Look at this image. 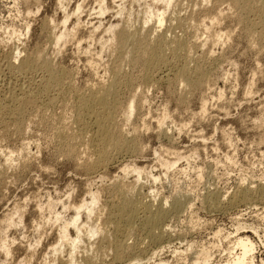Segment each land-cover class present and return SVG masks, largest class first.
<instances>
[{"label": "rangeland", "instance_id": "rangeland-1", "mask_svg": "<svg viewBox=\"0 0 264 264\" xmlns=\"http://www.w3.org/2000/svg\"><path fill=\"white\" fill-rule=\"evenodd\" d=\"M40 1L41 4L37 12L32 11L31 13L27 11L23 0H0L1 63L6 62L16 50L20 51V54L23 53L19 58L21 60V58H25V54L27 56L37 49L39 54L42 53V57L49 58L55 67L62 68V71L64 69L63 72L68 75L64 79L65 83L63 82L61 86L59 84L61 88L59 86L51 87L49 92L43 93L45 97L40 94L38 99L34 98L35 100L33 99L26 107L27 110L22 112L21 117L14 118L9 114H5V116L3 114L0 117L5 118L3 123L0 121V264H42L43 262L69 264L68 256L73 257L74 264H79L78 260L83 255V249L90 248L89 244L92 247L99 245L97 237L89 241H82L80 247L74 252L70 245L63 243L56 246L58 250L62 246V252H54L56 233L60 230L62 223L74 215L72 204L83 200L88 201L89 192L100 193L102 201L96 206L90 219L84 210L80 212L79 223L80 225L86 224L84 229L87 230L96 216L100 217L101 221L109 219L106 217H110V215L115 216V214H111L112 209L105 205L104 201L108 199L114 201L115 199L114 202H118L119 198L113 191L114 184H117L115 182L135 180L134 174H125L122 171L124 166L130 168L136 166L143 170L144 174L138 181L139 184L137 183L138 192L137 190L134 192V194L136 193L134 197L139 196L136 200L151 205L152 210L163 207L166 212L165 220L162 221L160 239L152 240L144 231L136 229L137 226L135 231L128 235L125 234L123 226L121 228V223L118 224L121 234L120 230L113 232L115 229L112 226H107L109 227L110 244L107 246L100 244L99 246H102L103 249L99 246L97 247L99 249H95V251L97 250L95 254L98 256H96L97 260L94 258L96 260L94 263L128 264V257L136 253L139 256L142 255L140 264H152L160 261L163 264H186V262L188 264L193 253L205 249L209 251L211 259L207 264H225L240 252L238 248L230 252L234 239L248 237L254 245L255 264H264V42L260 44L257 39V33L263 32L264 29L260 25L258 27L255 25L258 23V16L255 12L247 13L248 16L247 14L243 15L245 19L238 21L235 20V17L237 18L239 15L238 10L228 6L230 4L226 0H221L224 1L223 3L219 0L207 2L204 0H181V2L176 0L175 3L179 4L174 3L170 6L163 25L158 28L153 20L142 27L144 17L142 13L148 5L153 6L151 0H104L106 12L103 15L98 14L95 0H63V10L58 4V0ZM76 4H80L81 9L76 14V18L73 16L68 19L65 26L69 31L72 29L71 32L78 33L75 35V41L71 40L65 45L61 42L58 45L52 44L48 38L62 30L63 12L70 14L75 10ZM119 6L124 10L121 14H118ZM155 7L161 9V4H157ZM213 9L222 11L220 13L223 17L222 21L219 20V24L208 21L210 20L208 15ZM177 15L186 23L181 22L179 26L174 24L176 22L173 17H177ZM75 19L78 20L79 25H82L79 32L74 28ZM189 19L190 21H186ZM249 21L250 23H248ZM240 22L242 23L239 24ZM199 23L200 25H198ZM211 23L216 26H211ZM251 24L253 25L250 26ZM125 25L132 26L130 27L132 30L138 28L137 35L145 34L148 38L152 36L151 39L157 38V35L164 36V33L166 38H172L173 35H175L174 37L184 35L186 40L191 35L187 42H192L193 45L190 44L193 46L191 48L193 51L187 53L191 55L185 54L188 61L181 54L176 57L166 53L167 58L165 57L163 65L165 64L164 66H167L168 69L166 67L165 69L162 64L144 68L141 65L140 56L135 59H138V65L128 62H123L122 65L117 61L119 54L116 52V47L110 46V33L107 32V29L113 26L117 31ZM167 27L172 30H168ZM204 27H208V29L205 28V31L208 32L202 31ZM139 28L140 30H143L141 28H145V31L149 30L148 32L142 31L144 34H140ZM249 28L252 31H249ZM82 29L84 30L82 31ZM227 32L232 36L226 38L224 35L220 43H211L212 35L227 34ZM251 33L252 35H250ZM194 36L197 38L194 39ZM249 37L256 41L250 40ZM196 39L199 41L195 42ZM194 45L196 46L194 47ZM112 51L115 52L112 54ZM114 55L118 57L116 58ZM189 58L194 61L190 59L191 62ZM19 59L17 62L20 61ZM186 62H190V65ZM117 64H119L118 66L122 65L119 69L120 76L118 75L121 82V86L119 84L121 89L118 90L120 101L125 103L131 95L143 100L141 106L137 108L136 113H133L130 121L122 130L123 133L127 131V137L132 138L138 147L135 148L137 150H132L134 153L132 151L121 153L122 157L117 153V155L112 154L113 157L108 158L109 162L106 163V166L88 171L83 169L85 167H82V163H85L86 158L92 154L89 144L93 142L91 140L93 129L81 134L80 126L74 118L77 104L75 99L79 95H88V91L93 92L101 84L103 86L102 82L104 81L106 84L109 81L106 80L112 74L113 67ZM183 64L188 65L192 73L198 64H200L199 67L201 66L199 69H204L203 72L206 76L201 87L197 86L190 90L178 82L177 76L174 75H176L177 69L183 67ZM15 73L8 75L11 78H7L6 75L2 79L4 82L2 80L0 82L3 99L5 97L8 100L7 96L16 92L20 85H25L26 89L28 85L38 89V79L45 75L43 70H38L36 73L31 72V74L29 72L26 77L31 78V81L25 77L21 78ZM32 75L36 80L32 79ZM189 76L193 78L196 75L190 74ZM159 78L160 80H158ZM28 81L32 83L29 84ZM36 88L30 90L35 92ZM9 90L12 92L10 93ZM115 120L117 122L115 123L120 127L122 116L115 115ZM63 129L64 131H62ZM58 131L61 133L66 131L67 135L74 134L73 137H77L76 142H79L74 146L76 148H74L73 158L70 159L64 155V143L61 144L64 139L59 138ZM110 154L109 156H111ZM160 156L168 157L170 160L174 159L176 162H172L169 170L165 171V167L160 166ZM154 177L157 179L155 180ZM245 188L251 191V198L249 197L247 201L237 202L239 205L235 203L233 206H229L227 202L230 195L238 189ZM209 193L221 195V209H216L218 211L208 208L209 202L204 199L209 197ZM136 200L133 204L137 202ZM173 201L178 202V206L174 207ZM205 201L207 204L203 203ZM15 210H18V213H23L22 217L20 214H16ZM54 214H60L61 219L58 222L54 220ZM138 214L139 217L143 216L141 212ZM6 215L9 218L12 217V222L15 225L10 226L4 222L7 218ZM110 219L114 218L110 217ZM68 234L72 238L76 236L72 228H69ZM85 234L86 232H84ZM120 240L126 244L124 250L122 248L114 250L117 247L114 244ZM3 241L11 250L8 257H5L3 250L1 251ZM111 245L115 247H111ZM105 246L106 250H104ZM188 246H190V250H188ZM113 252H120L118 260L114 257ZM29 253H32L33 256L28 263L25 262V256ZM56 255H58L57 259L54 260ZM121 255L123 256L121 257Z\"/></svg>", "mask_w": 264, "mask_h": 264}, {"label": "bare ground", "instance_id": "bare-ground-1", "mask_svg": "<svg viewBox=\"0 0 264 264\" xmlns=\"http://www.w3.org/2000/svg\"><path fill=\"white\" fill-rule=\"evenodd\" d=\"M24 1V5L27 6V11L31 12H37L38 10V7L39 5L41 4L40 0H23ZM90 1V0H89ZM97 3V12L98 14L100 15H103L105 12H106V7L104 5V0H95ZM153 3H152V7L148 5V7L145 9L144 13H142V15L144 16L143 17V20H142V27L147 25L149 22H151L152 20L154 21V23L157 25L158 28H160L164 21H165V15H166V12L167 10L170 8L171 5H173L176 0H151ZM179 1V0H178ZM204 1H210V0H204ZM221 1V0H219ZM225 1V0H224ZM223 1V2H224ZM228 1L227 3H229L230 5L228 6H231L232 8H235L236 10H238L239 12V15L237 16V18L235 17V20H238V21H242L245 19V17H243V15L247 14V13H250V12H255V14L258 16V25L255 24L257 27L260 25L263 29H264V0H226ZM58 4L60 5L61 9L63 10V0H58L57 1ZM83 2V1H82ZM181 2V0H180ZM187 2V1H186ZM217 2V1H216ZM222 2V1H221ZM222 2V3H223ZM209 3V2H208ZM157 4H161V9H158L155 7V5ZM175 4H179V3H175ZM224 5V4H223ZM25 6V7H26ZM216 6V5H215ZM214 6V7H215ZM219 6V5H218ZM120 7V6H119ZM189 8V7H188ZM60 9V10H61ZM81 9V6L80 4H76V7H75V10L72 11L70 14H66L64 13L63 11V20L61 22V26H62V30L56 34V35H50V37L48 39H50L51 43L52 44H55V45H58L60 42L63 43L64 45L67 43H69L71 40L73 41L74 39H76V36L77 34H75L76 32L74 31L76 29V31H80L79 29H81V26L82 25H79L80 23H78V20L74 21L76 22L75 23V29L73 30L75 33L69 31L65 26H66V23L68 21V19L70 17H75L76 18V14H78V12L80 11ZM194 9V8H193ZM218 9V8H217ZM217 9H213L211 10L210 14L208 15V20L209 23L212 22V23H217L219 24V20L221 19L222 21V11H218ZM229 9V8H228ZM233 10V9H232ZM59 11V10H58ZM123 9L122 7H120L118 9V14H121L123 13ZM191 11V10H190ZM225 12V11H224ZM171 13V12H170ZM191 13V12H190ZM198 13V12H197ZM209 13V11H208ZM186 14V13H185ZM207 15V14H206ZM226 15V14H225ZM224 15V16H225ZM249 14H247L248 16ZM254 15V14H252ZM256 16V17H257ZM169 17V16H168ZM172 17V16H171ZM207 17V16H205ZM255 17V18H256ZM188 19V18H187ZM195 19V18H194ZM202 19V18H201ZM200 19V20H201ZM205 19V18H204ZM207 19V18H206ZM205 19V20H206ZM46 20V19H45ZM173 20L174 24H178V26L180 25V23L184 22L186 23L185 21H183L182 19H179V16L177 15V17H173ZM199 20V21H200ZM225 20V19H224ZM186 21H190L189 20H186ZM204 21V20H203ZM230 21V20H229ZM237 21V22H238ZM171 22V21H170ZM196 22V21H195ZM46 23V22H45ZM44 23V24H45ZM138 23V22H137ZM194 22H192L193 24ZM197 23V22H196ZM211 23V24H212ZM228 23V22H226ZM242 22H240L239 24H241ZM250 23V21L248 22ZM253 23V22H252ZM43 24V25H44ZM125 24V23H124ZM127 24V23H126ZM154 24V26L156 27V25ZM172 24V23H171ZM195 24V23H194ZM203 24V23H202ZM201 24V25H202ZM225 24V23H224ZM232 24V23H231ZM238 24V23H237ZM184 25V24H183ZM200 25V23L198 24ZM215 24H212L211 26H214ZM227 25V24H226ZM253 24H251L250 26H252ZM254 25V27H255ZM46 26V25H44ZM53 26V25H52ZM85 26V25H84ZM139 26V25H138ZM174 26V25H173ZM171 26V27H173ZM177 26V25H176ZM204 26V25H203ZM216 26V25H215ZM220 26V25H219ZM58 27V25H57ZM113 27V26H112ZM111 26L107 29V32L110 33V42H111V45L110 46H115L116 47V52L119 54V61L118 63H123V62H128V63H132V65L134 64H137L138 65V59H136L137 56H140L141 59H142V63L141 65L144 66V68H149L150 66H154V64H162L165 63L164 60H165V57L167 58V56L165 55L166 53L172 55V56H176L178 57L179 54L183 55L182 57L185 58V54H187L188 52L190 51H193V49H191L193 46H191L192 42H187L188 39L191 38V35H190V38H187L184 39V35H178V37H174L175 35H173L172 38H169L167 37L166 38V34L164 33L163 35L164 36H159L157 35V38L156 39H151V37H146L144 33H142V31H145L144 29L145 28H141L143 30H140L139 28V32L140 34H144L142 36L140 35H137L138 33V28H133V30L130 28L132 26H123L122 28H120V30H114V27L112 28ZM152 27V26H151ZM170 27V26H169ZM169 27H167L168 30H172V28L169 29ZM194 27V26H193ZM198 27V26H197ZM208 27H210V25H208ZM208 27H204V29L202 31H204V33H206L205 31V28L208 29ZM240 27V26H239ZM50 28V27H49ZM94 28V27H93ZM191 28H192V25H191ZM201 28V27H200ZM226 28V26H225ZM251 28V27H250ZM249 28V31L252 29ZM253 28V27H252ZM136 29V30H135ZM152 29V28H151ZM154 29V28H153ZM157 29V28H155ZM176 29V28H175ZM198 29V28H196ZM202 29V28H201ZM210 29V28H209ZM235 29V28H234ZM248 29V28H247ZM256 29V27H255ZM56 30V29H55ZM84 29H82L83 31ZM95 30H97L95 28ZM149 30V29H148ZM145 31V32H148ZM174 30V29H173ZM182 30V29H181ZM212 30V29H211ZM227 30V29H225ZM231 30V29H230ZM237 30V29H236ZM254 30V29H253ZM92 31V30H91ZM185 31V30H183ZM51 32V31H50ZM56 32V31H55ZM87 32V31H86ZM95 32V31H94ZM151 32V31H149ZM166 32V31H165ZM168 32V31H167ZM208 32V31H207ZM226 32V31H225ZM255 33V30L253 31ZM252 32V33H253ZM88 33V32H87ZM96 33V32H95ZM157 33V32H156ZM173 33V32H172ZM196 33V32H195ZM203 33V34H204ZM211 33V32H210ZM234 33V32H233ZM252 33L250 35H252ZM52 34V33H51ZM149 34V33H148ZM147 34V35H148ZM153 34V33H152ZM169 34V33H168ZM171 34V33H170ZM175 34V33H174ZM256 34V33H255ZM257 39L260 41V44L262 42H264V31H260L259 33H257ZM16 35V34H15ZM48 35V34H47ZM150 35V34H149ZM224 35H226V38L230 35H228V32L227 34L226 33H217V34H214L212 35V37H210L211 39V43H220L221 39H223L222 37H224ZM249 35V34H248ZM14 36V35H13ZM45 36V35H44ZM181 36V37H179ZM204 36V35H203ZM232 36V35H231ZM255 36V35H254ZM15 37V36H14ZM78 37V36H77ZM93 37V36H92ZM159 37V38H158ZM193 37V36H192ZM195 37L197 38V36H194V39ZM252 37V36H251ZM8 38V37H7ZM46 38V37H45ZM169 38V39H168ZM186 38V37H185ZM201 38V37H200ZM43 39V38H42ZM81 39V38H80ZM79 39V40H80ZM193 39V38H192ZM206 39V38H205ZM209 39V40H210ZM250 39V37H249ZM252 39V38H251ZM250 39V40H251ZM228 40V39H227ZM253 41L256 39H252ZM5 41V40H4ZM48 41V40H47ZM75 41V40H74ZM189 41V40H188ZM195 42L197 41L194 40ZM199 41V39H198ZM197 41V42H198ZM207 41V40H206ZM248 41V40H247ZM209 42V41H208ZM75 43V42H74ZM200 43V42H199ZM206 43V42H205ZM210 43V42H209ZM255 43V42H254ZM49 44V43H47ZM62 44V45H63ZM110 44V43H109ZM204 44V41L202 42V46ZM253 44V43H252ZM256 44V43H255ZM259 44V45H260ZM63 45V46H64ZM70 45V44H69ZM193 45V44H192ZM197 45V44H196ZM194 45V47L196 46ZM211 45V44H210ZM213 45V44H212ZM251 45V44H250ZM74 46V45H73ZM198 46V45H197ZM200 46V45H199ZM201 46V48H202ZM207 46V45H206ZM31 47V46H30ZM29 47V48H30ZM39 47V46H38ZM77 47V46H76ZM221 47V46H220ZM53 49V48H52ZM63 49V48H62ZM45 50V49H44ZM60 50V49H59ZM58 50V51H59ZM111 50V49H110ZM109 50V51H110ZM115 50V49H114ZM31 51V50H30ZM42 51V50H41ZM56 51V50H55ZM61 51V50H60ZM212 51V50H211ZM45 52V51H44ZM115 51H112V54L114 53ZM252 52V51H251ZM11 53V52H10ZM27 53V52H26ZM54 53V52H53ZM117 53H115V55H117ZM21 54H23L21 52ZM20 51L16 50L14 52V54L12 53V55H10V58L8 60H6V62L4 63H1L0 61V82H2L3 78L7 75H11L13 74V72H16L21 78L22 77H25L27 78L28 80H31V78H28L26 77L27 74H31V72H35L36 71H40V70H43L45 73V75L41 76L39 79H38V83L36 82V84H38V89L35 90V92H33V90L35 89L34 87H32L31 85L27 86L28 88L26 89L25 85H17L19 86V88L16 90V92H12V90L10 91V96H7L9 97L8 100L4 99L1 97V91H0V117L1 115L5 116V114H9L11 115L12 117L14 118H17V116L21 117V114L22 112L26 109L27 106H29V104L33 101L34 98H37L38 95L42 94L43 93H46V92H49V89L51 87H55V86H61V84L66 81L64 80L68 75H66L67 73L63 72L62 71V68H58V67H55V65L51 62V60L49 58H46L44 55V57H42V53L39 54V50H33L32 52H30L27 56L25 54V58H21V60L19 59L20 58ZM110 54V53H109ZM111 54V56H112ZM135 54H137L135 56ZM190 54V53H189ZM187 54V55H189ZM6 55V54H4ZM52 55V54H51ZM114 55V56H115ZM178 55V56H177ZM191 55V54H190ZM206 55V54H204ZM19 56V57H18ZM117 56V57H118ZM207 56V55H206ZM100 57V56H99ZM116 57V56H115ZM116 57V58H117ZM187 57V56H186ZM190 57V56H189ZM139 58V57H138ZM171 58V57H170ZM173 58V57H172ZM171 58V59H172ZM175 58V57H174ZM181 58V57H180ZM211 58V56H210ZM17 59H19L20 61L17 62ZM170 59V60H171ZM187 59L188 61V58H185ZM191 58H189L190 60ZM205 59V58H204ZM110 60V59H109ZM167 60V59H166ZM169 60V61H170ZM193 60V59H191ZM190 60V61H191ZM198 60V59H196ZM200 60V59H199ZM15 61H16V64H15ZM55 61V60H54ZM95 61V60H94ZM194 61V60H193ZM137 62V63H136ZM192 62V61H191ZM196 62H199V61H196ZM55 63V62H54ZM96 63V62H95ZM110 63V62H109ZM170 63V62H169ZM190 63V62H189ZM186 62V64H189ZM120 64V65H121ZM124 64V63H123ZM122 64V65H123ZM176 64V62H175ZM182 64V63H181ZM113 65V64H112ZM119 64H117L116 66L110 68V70L112 69V74L110 76V78H108L106 81V84L105 81L102 82L103 83V86L101 84V86H99L97 89H95L93 92H89L88 95H79L77 97V104H76V108H75V121L76 123H78V125L80 126V130H81V134L85 131H89V129H93V135L92 136V139L93 142L89 144V147L91 148L92 150V154L90 155V157L88 156L87 161L83 164L82 167H85L83 169H87L88 171L89 170H95L96 167H102V166H106V163L109 162L108 161V158L110 157V159L113 157L112 154H119V156H121L120 154L123 153V152H130L132 150H137L135 149L136 148V144L134 142V140L132 138H128L127 135H126V132L123 133V127L130 121V118L132 117L133 113L137 110L138 107L141 106V103H143L140 98H136L135 96L131 95L130 97H128V100L124 103L122 101H120V97H119V92L118 90H120V86H121V82L119 81V69H121L122 65L121 66H118ZM165 65V64H164ZM163 65V66H164ZM169 65V64H168ZM190 65V64H189ZM200 65V64H198ZM196 65V67H192L194 69L193 73L190 71L189 69V66L188 65H182L183 67H179L180 69H177L176 71V75H174L175 77L177 76L178 78V82L181 83L182 85H184L186 88L188 89H192L197 86L201 87L200 85L203 84V79H205V73L203 72L204 69H199L200 67ZM202 65V64H201ZM61 66V65H60ZM106 66V64H105ZM156 66V65H155ZM162 66V67H163ZM195 66V65H194ZM89 67V66H88ZM134 67V66H133ZM167 68V66H164V68ZM173 67V66H172ZM177 67V66H176ZM159 68V67H158ZM165 68V69H166ZM171 68V67H170ZM168 69V68H167ZM192 69V70H193ZM106 70V69H105ZM146 70V69H145ZM159 70V69H158ZM92 71V69H91ZM90 71V72H91ZM144 71V70H143ZM162 71V70H161ZM170 71L171 69L169 70V74H170ZM173 72V71H172ZM15 73V74H16ZM109 73V72H108ZM162 73V72H161ZM168 73V72H167ZM33 74V73H32ZM105 74V73H104ZM137 74V73H136ZM190 74H194L196 75L195 77L193 78H190ZM37 75V74H35ZM41 75V74H40ZM119 75V76H118ZM131 75V74H130ZM167 75V74H166ZM165 75V76H166ZM7 77V78H11V77ZM33 76V75H32ZM128 76V75H127ZM145 76V75H144ZM153 76V75H152ZM257 76V75H256ZM13 77V75H12ZM70 77V76H69ZM171 77V76H170ZM174 77V78H175ZM192 77V76H191ZM20 78V79H21ZM35 77L33 76L32 79H34ZM128 78V77H127ZM153 78V77H152ZM168 78V77H167ZM176 78V79H177ZM259 78V77H258ZM6 79V78H5ZM74 79V78H73ZM91 79V78H90ZM145 79V78H143ZM166 79V78H165ZM2 80V81H1ZM36 80V78H35ZM141 80V79H140ZM150 80V79H148ZM160 80V78L158 79ZM167 80V79H166ZM260 80V79H258ZM24 81V80H23ZM32 81V80H31ZM31 81H28L30 82L29 84H31L32 82ZM34 81V80H33ZM156 81V80H155ZM208 81V80H207ZM4 82V81H3ZM69 82V81H68ZM100 82V81H99ZM134 82V81H133ZM150 82V81H149ZM19 83V82H18ZM23 83V82H22ZM65 83V82H64ZM72 83V82H71ZM90 83V82H88ZM93 83V82H92ZM171 83V82H170ZM2 84V83H1ZM8 84V83H7ZM17 84V83H16ZM26 84V83H25ZM35 84V83H34ZM68 84V83H67ZM78 84V83H77ZM87 84V83H86ZM91 84V83H90ZM94 84V83H93ZM120 84V86H119ZM160 84V83H159ZM33 85V84H32ZM97 85V84H96ZM148 85V84H147ZM155 85V84H154ZM1 86V85H0ZM25 88H24V87ZM34 86V85H33ZM59 86V88H61ZM92 86V85H91ZM94 86V85H93ZM3 87V86H2ZM10 87V86H9ZM29 87H31L29 89ZM72 87V86H71ZM79 87V86H78ZM90 87V86H89ZM88 87V88H89ZM119 87V88H118ZM198 87V88H199ZM206 87V85H205ZM67 88V87H66ZM71 89V88H70ZM77 89V88H76ZM178 89V88H177ZM201 89V88H200ZM2 90V89H1ZM90 90L91 87H90ZM66 91V90H65ZM64 91V93L66 94V92ZM72 91V90H71ZM54 92V91H53ZM59 92V91H58ZM76 92V91H75ZM85 90L83 91V94H84ZM129 92V91H128ZM186 92V91H185ZM73 93V92H72ZM78 93V92H76ZM81 93V91H80ZM87 93V92H86ZM181 93V92H180ZM191 93V92H190ZM57 94V93H56ZM68 94V93H67ZM79 94V93H78ZM126 94V93H125ZM182 94V93H181ZM8 95V94H7ZM41 95V96H42ZM48 95V93H47ZM51 95V94H50ZM40 96V97H41ZM44 96V95H43ZM64 96V95H63ZM67 96V95H66ZM76 96V95H75ZM74 96V97H75ZM39 97V98H40ZM45 97V96H44ZM72 97V96H71ZM190 97V96H189ZM47 98V97H46ZM68 98V96H67ZM38 99V98H37ZM36 99V100H37ZM65 99V98H64ZM69 99V98H68ZM145 99V98H144ZM189 99V98H187ZM35 100V99H34ZM55 101V100H54ZM68 101V100H67ZM71 101V100H70ZM73 101H74V98H73ZM37 102V101H36ZM50 102V101H49ZM53 102V101H52ZM58 102V101H57ZM35 103V102H34ZM48 103V102H47ZM62 103V102H61ZM69 103V102H68ZM123 103V104H122ZM71 104V103H70ZM74 104V102H73ZM34 105V104H33ZM204 108V106H203ZM27 110V109H26ZM39 110V109H38ZM47 110V109H46ZM50 110V109H49ZM48 110V111H49ZM204 110V109H203ZM202 110V111H203ZM139 111V110H138ZM198 111H200L198 109ZM26 112V111H25ZM37 112V111H36ZM120 112V113H118ZM205 112V111H204ZM24 113V112H23ZM71 113V112H70ZM74 113V111H73ZM136 113V112H135ZM197 113V112H196ZM203 113V112H202ZM201 113V114H202ZM225 113V112H224ZM64 114V112H63ZM72 114V113H71ZM117 114H120L122 116V123L120 125V127L118 126V124H116V120H115V115ZM226 114V113H225ZM8 115V116H9ZM23 115V114H22ZM2 116V118H3ZM7 116V115H6ZM7 116V117H8ZM30 116V115H29ZM28 116V117H29ZM34 116V115H33ZM69 116V115H68ZM135 116V115H134ZM133 116V117H134ZM196 116V115H195ZM117 117V116H116ZM119 117V115H118ZM197 117V116H196ZM0 118V121H2V123L5 121L4 119ZM55 118V117H54ZM68 118V117H67ZM140 118V117H139ZM7 119V118H6ZM10 119V117H9ZM8 119V121H9ZM35 119V117H34ZM61 119V118H60ZM73 119V118H72ZM13 120V119H12ZM53 120V119H52ZM57 120V119H56ZM65 120V119H64ZM139 120V119H138ZM19 121V119H18ZM71 121V120H70ZM69 121V122H70ZM38 122V121H36ZM58 122V121H57ZM68 122V123H69ZM74 122V121H73ZM116 122V123H115ZM17 123V122H16ZM20 123V122H19ZM44 123V122H43ZM76 123H74L75 125H77ZM160 123V122H159ZM5 124V123H4ZM22 124V123H21ZM20 124V125H21ZM34 124V123H33ZM40 124V123H39ZM32 125V124H31ZM43 125V124H42ZM55 125V124H54ZM74 125V126H75ZM158 125V124H157ZM4 126V125H2ZM16 126V125H15ZM18 126V124H17ZM41 126V125H40ZM51 126V125H50ZM60 126V125H59ZM118 126V127H117ZM132 126V125H131ZM5 127V126H4ZM13 127V126H12ZM54 127V126H53ZM56 127V125H55ZM61 127V126H60ZM77 127V126H76ZM7 128V127H6ZM20 129V128H19ZM60 129V128H59ZM79 129H78V132H79ZM256 129V128H255ZM3 130V129H2ZM28 130V129H27ZM58 130V129H57ZM258 130V129H257ZM15 131V130H14ZM30 131V130H29ZM60 131V130H59ZM58 131V132H59ZM64 131V129L62 130ZM67 131V130H66ZM66 131L61 133L59 132L58 133V136L59 138L61 139H64L62 141L61 144L64 145V155H66L68 158H73L74 156V147L75 144L79 141L76 142V138L77 137H73V135H67L66 134ZM125 131V130H124ZM134 131V130H133ZM168 131V130H167ZM3 132V131H2ZM57 132V131H56ZM74 132V131H73ZM76 132V130H75ZM74 132V133H75ZM160 132V131H159ZM256 132V130H255ZM10 133V132H9ZM80 133V132H79ZM86 133V132H85ZM84 133V134H85ZM4 134V133H3ZM70 134V132H69ZM90 134V133H89ZM92 134V133H91ZM163 134V133H162ZM56 135V134H54ZM259 135V134H258ZM57 136V135H56ZM79 136V135H78ZM262 136V135H261ZM260 136V137H261ZM9 137V136H8ZM11 137V136H10ZM81 137V136H79ZM83 137V135H82ZM86 137V136H85ZM131 137V136H130ZM259 137V138H260ZM45 138V137H44ZM57 138V137H56ZM84 138V137H83ZM88 138V137H87ZM134 138V137H133ZM264 138V136H263ZM131 139V140H130ZM59 140V139H58ZM82 140V139H81ZM80 140V141H81ZM84 140V139H83ZM89 140V139H88ZM90 140V142H91ZM60 142V141H59ZM74 142V144H73ZM23 143V142H22ZM51 143V142H50ZM88 143V142H87ZM28 144V143H27ZM78 144V143H77ZM60 146V144H59ZM62 146V145H61ZM84 147V145H83ZM138 147V146H137ZM28 148V147H27ZM86 149H89L86 147ZM139 149V148H138ZM25 151V150H23ZM60 151V150H59ZM78 151V150H77ZM22 152V151H21ZM79 152V151H78ZM88 152V151H87ZM90 152V151H89ZM112 152H115V153H112ZM134 153V151H132ZM162 152V151H161ZM111 153V154H110ZM117 153V154H116ZM14 154V153H13ZM56 154V153H55ZM77 154V153H76ZM109 154L111 156H109ZM161 154V153H160ZM165 154V153H164ZM173 154V153H172ZM179 154V153H178ZM63 155V154H62ZM78 155V154H77ZM89 155V154H88ZM131 155V154H130ZM166 155V154H165ZM170 155V154H169ZM177 155V154H175ZM11 156V155H10ZM65 156V157H66ZM138 156V155H137ZM162 156V155H161ZM160 156V157H161ZM171 156H174V155H171ZM78 157V156H77ZM86 157V156H85ZM122 157V156H121ZM166 157V156H165ZM170 157V156H169ZM181 157V156H180ZM6 158V157H5ZM76 158V156H75ZM174 158V157H173ZM23 159V157H22ZM63 159V158H62ZM77 159V158H76ZM172 159V158H171ZM35 160V159H34ZM159 163L161 164L160 166H163L165 167V171L166 170H169L172 162H176L173 160H170L168 159V157L166 158H162L161 159L159 158ZM176 160V159H175ZM7 161H9L7 159ZM78 161V160H77ZM76 161V162H77ZM81 161V160H80ZM26 164H29V163H26ZM75 164V163H74ZM78 164V162H77ZM21 165V164H20ZM159 165V164H158ZM1 166V165H0ZM33 166V165H32ZM4 167V166H3ZM15 167V166H14ZM24 167V166H23ZM110 167V166H109ZM161 167V168H163ZM26 168V167H25ZM24 168V169H25ZM77 168V167H76ZM2 170V169H1ZM18 171V170H17ZM122 171L125 173V174H134L135 175V180H132L130 182L128 181H122V182H115L117 183L116 185L114 184L113 186V191L115 192L116 196H118L117 198L118 199V202L115 203V199L114 201L113 200H107V201H104L105 202V205L109 206L111 209H112V213L111 214H115V216H112L110 215V217L114 218V219H110V217H106V218H109V219H103L104 221H101V218L96 216L93 218V220L91 221V224L90 226H88L87 230L84 229V226H86V224L84 225H80V212L82 210L85 211V213L87 214V216L89 217L90 219V216L93 215V213L95 212V209H96V206L99 205V203L102 201L101 200V194L100 193H88L89 194V198H88V201H81V202H78V203H75V204H72L73 205V210H74V215L72 216L71 219H69L68 221L62 223L63 225L60 227V230L56 233L57 237L55 239V242H54V246H53V251L54 252H57V251H60L62 252V246H60V250H58V248H56V246L60 243H63L64 245L68 244L70 245V247L72 248V252H74V250L78 249L80 247V244H82V241L86 240V241H89V240H92V238H96L98 239V243L99 245L100 244H103V246L106 244H110V241H109V238H108V234H109V227L107 226H112L113 229H115L113 232L117 231V230H120L123 226V230L125 232L126 235L130 234L131 232L133 233L135 231V228L137 226L136 229L139 228V230L141 231H144L146 233V235L148 237H150L152 240L154 241H158V239H160V235H161V226H162V221H164V216H165V210L163 209V207H160L159 209H156L155 210L153 209L152 210V206L149 205V204H145L144 202H141V201H137L136 199L139 197H134V192L135 190H137V183L138 181L142 178V175L144 174L143 173V170L139 167H136V166H132L131 168L128 167V166H124ZM100 172V171H99ZM87 173V171H86ZM116 173V172H115ZM107 174V173H106ZM110 174V173H109ZM114 174V173H113ZM84 175V174H83ZM82 175V176H83ZM88 175V174H87ZM112 175V174H111ZM102 177V176H101ZM105 177V176H104ZM3 178V177H2ZM97 179V178H96ZM107 179V178H106ZM119 179V178H118ZM154 179L156 180L157 178L154 177ZM102 180V179H101ZM111 180V179H110ZM93 181V180H92ZM97 181V180H96ZM118 181V180H117ZM82 182V181H81ZM90 182V181H89ZM101 182V181H100ZM4 183V182H3ZM8 183V182H7ZM83 183V182H82ZM139 184V183H138ZM9 185V184H8ZM88 185V184H87ZM6 186V185H5ZM109 186V185H108ZM3 188V187H1ZM207 190V189H206ZM112 191V190H111ZM112 191V192H113ZM113 192V193H114ZM138 192V190H137ZM214 192V191H213ZM232 192V191H231ZM254 192V191H253ZM210 194V193H209ZM208 196L209 197H206L204 200H208L209 204H208V208H211V210H216L218 208H220V203H221V195L219 196V194H216V193H212ZM251 194V191L247 188L245 189H238L236 192H234L232 195H230V197L228 198V202L227 204L229 206H233L235 203L237 204V202L239 201H247L249 199V197L251 198L250 196ZM115 196V195H114ZM112 197V196H111ZM133 197L135 198L134 201L136 200L137 202L135 204L134 201H133ZM1 198V197H0ZM112 199V198H111ZM186 199V198H185ZM174 200V199H173ZM203 200V201H204ZM177 201V200H176ZM179 201V200H178ZM162 202V201H161ZM202 202V201H201ZM255 202V201H254ZM173 203H175L173 201ZM187 203V202H186ZM205 204H207V202H203ZM224 203V202H223ZM246 204V203H245ZM259 204V203H258ZM103 205V204H102ZM153 205V204H152ZM175 205V206H174ZM174 207L178 206V202L175 203ZM181 205V204H180ZM223 205V204H222ZM239 205V203L237 204ZM18 206V205H16ZM154 206V205H153ZM161 206V205H160ZM171 206V207H172ZM204 206V205H203ZM236 206V205H235ZM248 206V205H247ZM170 207V208H171ZM184 207V206H183ZM206 207V205H205ZM19 208V207H18ZM17 208V209H18ZM226 208V207H225ZM110 209V210H111ZM175 209V208H174ZM177 209V208H176ZM221 209V208H220ZM231 209V208H230ZM14 210V209H13ZM20 210V209H19ZM22 210V209H21ZM100 210V209H99ZM207 210V209H206ZM16 211V210H15ZM218 211V210H216ZM20 212V211H19ZM138 212H141L142 213V217L140 215V217L138 216ZM176 212V211H175ZM215 212V211H214ZM224 212V211H223ZM209 213V212H208ZM221 213V212H220ZM11 214V213H10ZM16 214H20V216L22 217L23 213H18V210L16 211ZM22 214V215H21ZM107 214V213H106ZM206 214V213H205ZM12 215V214H11ZM98 215V214H97ZM7 216V215H6ZM17 217V215H14ZM211 216V214H210ZM209 216V218H210ZM21 217H20V220H21ZM139 217V218H138ZM12 217H8L5 218V221L4 222H7L10 226L11 225H15L13 221V219H11ZM166 218V217H165ZM19 219V217H18ZM61 219L60 217V214H54V220H56V222H58L59 220ZM138 219V220H137ZM164 219V220H163ZM16 220V219H15ZM18 220V221H20ZM3 221V219H2ZM17 221V222H18ZM137 221V222H136ZM3 222V223H4ZM115 222H116V225H115ZM2 223V222H1ZM6 223V224H7ZM121 223V228H119L118 224ZM7 224V225H8ZM18 224V223H17ZM69 228H72L74 231H75V235L74 238L70 237L69 234H68V230ZM165 229V228H164ZM163 229V231H164ZM138 231V230H137ZM136 231V232H137ZM140 231V232H141ZM84 232H86V234L84 235ZM142 232V233H144ZM117 233V232H116ZM121 230H120V234H121ZM219 233V232H217ZM111 234V233H110ZM113 234V233H112ZM124 235V234H123ZM132 235V234H131ZM130 235V236H131ZM215 235H218V234H215ZM114 236V235H113ZM121 236V235H120ZM125 236V235H124ZM142 237V236H141ZM162 237V236H161ZM87 238V239H85ZM111 238V237H110ZM113 238V237H112ZM116 238V237H115ZM126 240V238H124ZM133 239V238H132ZM150 239V240H151ZM227 239V238H226ZM111 240V239H110ZM119 240V239H118ZM228 240V239H227ZM115 241V240H114ZM145 241V240H144ZM126 242V241H125ZM139 243V242H138ZM150 243V242H149ZM158 243V242H157ZM156 243V244H157ZM113 244V242H112ZM1 251L3 250L4 252V255L5 257H8L10 255V249L9 247L6 245V243L3 241L2 244H1ZM99 245H94L93 247L90 246L89 244V247L90 248H85L83 249V255L80 256L78 262L79 264H96L94 263V261H96V256H98V254L96 255V251L95 249H99L97 248ZM114 245H116L117 247L115 246H112L111 247H115L114 250H117L118 248H122V250H124V245H126L123 240H120V241H117ZM140 245V244H139ZM232 249L230 250V252L233 250H235L236 248L240 249V252L239 254L237 255H233L234 257L231 258L230 261H227L225 264H255L254 262V254H253V251H254V245L253 243L250 241V239L248 237H236L234 239V243L232 244ZM106 246H105V249L106 250ZM110 246V245H109ZM108 246V247H109ZM142 246V245H141ZM100 248H102V246H99ZM127 247V246H126ZM138 247V246H137ZM164 247V246H163ZM32 248V247H30ZM156 248V247H155ZM103 249V248H102ZM101 249V250H102ZM111 250V249H109ZM126 250V248H125ZM188 250H190V246H188ZM108 251V249H107ZM127 252H129L128 250H126ZM141 251V250H140ZM139 251V252H140ZM157 251V250H156ZM186 251V250H185ZM102 252V251H101ZM109 252V251H108ZM112 252V251H111ZM116 252V251H115ZM121 252V251H120ZM114 253L113 252V255L115 258H117L119 256V253ZM123 252V251H122ZM125 252V251H124ZM155 252V251H154ZM158 252V251H157ZM184 252V251H183ZM229 252V254H231ZM156 253V252H155ZM154 253V254H155ZM136 254V253H135ZM133 255V256H130L128 257V264H140V260H141V256L139 255ZM146 254V253H145ZM144 254V255H145ZM182 254V253H181ZM186 254V253H185ZM184 254V255H185ZM124 255V254H123ZM121 255V257L123 256ZM128 255V254H127ZM180 255V254H179ZM32 256L33 254L32 253H29L28 255L25 256V262H30L32 260ZM57 256H54V260L57 259ZM187 256V255H186ZM192 259L190 261V263L188 264H207L210 262V258H209V251L205 250V249H202L198 252H195L193 253V256H191ZM190 257V258H191ZM69 258V261L68 263L69 264H74L75 263V260L73 261V257L71 256H68ZM94 258L96 260H94ZM150 258V257H149ZM113 259V258H112ZM119 258H117L118 260ZM122 259V258H120ZM146 259V258H145ZM185 260V259H184ZM77 261V260H76ZM116 261V260H115ZM127 261V259H126ZM148 261V260H146ZM187 261V260H186ZM127 263V262H126ZM146 263V262H145ZM42 264H49V262H43ZM152 264H163V262H158V263H152ZM187 264V262H186Z\"/></svg>", "mask_w": 264, "mask_h": 264}]
</instances>
